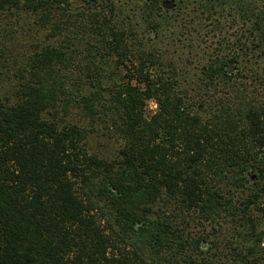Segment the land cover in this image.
<instances>
[{
	"label": "trees",
	"instance_id": "obj_1",
	"mask_svg": "<svg viewBox=\"0 0 264 264\" xmlns=\"http://www.w3.org/2000/svg\"><path fill=\"white\" fill-rule=\"evenodd\" d=\"M134 1L0 0V264H264V0Z\"/></svg>",
	"mask_w": 264,
	"mask_h": 264
},
{
	"label": "rangeland",
	"instance_id": "obj_2",
	"mask_svg": "<svg viewBox=\"0 0 264 264\" xmlns=\"http://www.w3.org/2000/svg\"><path fill=\"white\" fill-rule=\"evenodd\" d=\"M98 2H100V4H105L107 3H111L116 12H118V15H120L121 20H124V23L126 25H129V18L134 21L133 24H137V28L143 30L145 25L143 24V20L145 18V16L140 15V6L139 4H137L134 0H98ZM161 10L162 12L166 11L167 13H172L174 11V9L176 8V2L174 0H163V3L161 5ZM121 12V13H119ZM130 16V17H129ZM37 22L35 21V18L32 19H26V20H19V22L17 23L16 26H14L17 30L18 33H16V39L14 41H8L11 44V50L14 51L11 55V59L7 56L6 58L9 61V65L7 66L8 70L6 69V65H4L7 60H2L3 65L0 66V78H2V82L1 84H3L2 89H4V92H6V94H8V96H10V91L12 90V84L16 82L15 77L13 76L14 72H15V65L13 63L14 60L16 61H20L21 60V56L27 54L28 52H30V50L33 49V43L35 42V44L40 43L43 39H44V33L37 31L38 29L35 28L37 25ZM166 29V34H168L169 32H171V29ZM16 32V31H15ZM168 36V35H167ZM211 33H209L207 35V41L206 44L208 45L209 43L212 44V41L210 37ZM162 39V40H161ZM149 40L154 41L155 43L166 42V39L163 38V31H162V35L160 37V39H154L153 37H151V35L149 36ZM9 44V45H10ZM186 69L188 71V76L192 78L195 77V75H198V65L196 64V62H194V60L192 59L191 63H188L186 65ZM5 94V93H3ZM148 111L150 113H152L153 111H155L156 107L155 104L153 102H149L148 103ZM117 143L115 141H109L108 138H105V136H93L90 141H89V147L90 149H94L97 152H102L105 154H109L110 152L116 151L117 148ZM166 213H169L171 216L175 214H177V220H176V224H178L182 218V214L181 212L178 211V209L176 210V212L172 209V208H168V210L165 211ZM259 217H262L261 213H256ZM188 217V216H187ZM193 217V216H191ZM195 218V217H194ZM191 225L193 226L192 228L194 229V232L200 231V227L198 222L195 220L193 222L190 221ZM180 224V223H179ZM222 226L224 228H227V226H224L222 224ZM217 228V226H215ZM190 228V227H189ZM208 229V228H207ZM210 230V229H209ZM223 230V229H222ZM262 231H264V228L261 229ZM220 238L222 239L223 236L225 237H229L230 238V232L228 230L223 231L220 235ZM213 238V236H212ZM225 239V238H224ZM230 260V259H228Z\"/></svg>",
	"mask_w": 264,
	"mask_h": 264
}]
</instances>
